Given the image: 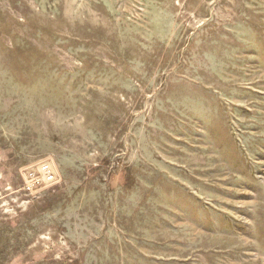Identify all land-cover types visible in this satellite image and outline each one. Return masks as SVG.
<instances>
[{"label":"rangeland","instance_id":"374dc122","mask_svg":"<svg viewBox=\"0 0 264 264\" xmlns=\"http://www.w3.org/2000/svg\"><path fill=\"white\" fill-rule=\"evenodd\" d=\"M0 264H264V0H0Z\"/></svg>","mask_w":264,"mask_h":264}]
</instances>
